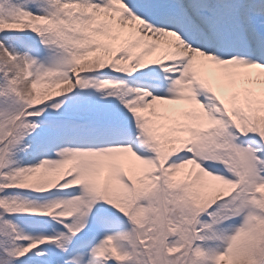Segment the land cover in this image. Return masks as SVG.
Returning <instances> with one entry per match:
<instances>
[{
    "label": "snow or ice",
    "instance_id": "6c2138e0",
    "mask_svg": "<svg viewBox=\"0 0 264 264\" xmlns=\"http://www.w3.org/2000/svg\"><path fill=\"white\" fill-rule=\"evenodd\" d=\"M0 264H264V0H0Z\"/></svg>",
    "mask_w": 264,
    "mask_h": 264
}]
</instances>
